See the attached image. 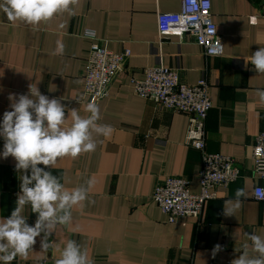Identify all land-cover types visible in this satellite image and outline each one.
<instances>
[{
	"label": "crops",
	"instance_id": "0c3cea01",
	"mask_svg": "<svg viewBox=\"0 0 264 264\" xmlns=\"http://www.w3.org/2000/svg\"><path fill=\"white\" fill-rule=\"evenodd\" d=\"M179 10L180 0H80L75 14H59L36 28L13 24L0 11V122L11 110L9 95H28L31 84L49 99H59L66 115L71 109L88 115L83 74L92 40L85 31L94 30L98 42L114 52H131L108 96L95 103L98 123L110 125L112 135L95 137L94 152L60 159L50 169L67 188L92 179L88 201L83 209H73L69 225H56L50 247L41 248V234L28 258L17 257L11 264H55L68 240L82 245L92 264H231L241 254L235 249L251 243L248 233L264 236V200L254 197L262 181L252 174V145L264 120L257 96L264 90V74L249 62L264 47V0H211L224 42L220 56L206 55L190 35L159 34L158 14ZM57 42L64 46L62 55L54 54ZM159 64L175 69L183 83L207 80L212 107L206 151L230 156L240 168L239 178L219 187L199 218L174 223L153 199L155 187L169 176H181L198 192L202 152L187 143L185 114L133 89L132 78H143L146 68ZM3 145L0 137V153ZM15 165L13 157L0 156V218L10 216L20 192ZM237 189L246 196L235 216H225L224 203L235 200ZM24 215L34 226L37 214L30 206ZM216 244L223 250L213 258Z\"/></svg>",
	"mask_w": 264,
	"mask_h": 264
},
{
	"label": "clouds",
	"instance_id": "9594fccd",
	"mask_svg": "<svg viewBox=\"0 0 264 264\" xmlns=\"http://www.w3.org/2000/svg\"><path fill=\"white\" fill-rule=\"evenodd\" d=\"M79 2L0 0V11L13 24L19 22L36 28L59 14H75ZM92 34V30L85 33ZM63 51V44L57 42L54 54L62 55ZM249 62L256 73L264 74V47L255 51ZM257 96L259 102L264 104V90H257ZM8 98L11 110L3 113L0 122V137L4 140L0 156L15 159L21 183L10 216L0 218V264H11L17 257L26 260L41 234V248L46 250L50 247L48 237L56 225H69L72 222L73 209H83L94 181L88 179L79 186L67 188L50 169L60 159H76L81 154L94 152L97 148L95 137L107 138L113 133L110 125L98 123L99 106L95 103L85 106L87 116H81L77 109L69 110L66 115V108L59 99H49L33 84L29 86L28 95L21 94L17 99L15 94H10ZM244 196L245 191L237 189L235 200L225 201L223 214L235 216L241 206L240 198ZM26 206L37 214L34 226L27 223L24 215ZM247 241L251 243L245 242L241 249H235L241 254L231 264H264V236L251 232L247 234ZM222 250L223 246L216 244L212 257L215 258ZM55 264H92V261L82 245L68 240Z\"/></svg>",
	"mask_w": 264,
	"mask_h": 264
},
{
	"label": "built area",
	"instance_id": "2783aa9c",
	"mask_svg": "<svg viewBox=\"0 0 264 264\" xmlns=\"http://www.w3.org/2000/svg\"><path fill=\"white\" fill-rule=\"evenodd\" d=\"M157 25L161 36L190 35L208 56L224 52L223 38L212 18L211 0H180V10L160 12ZM85 33L92 42L83 74L84 95L90 103H97L108 96L112 80L123 70L131 52H114L98 42L94 30L92 35ZM131 83L137 95L188 117L187 143L202 152L199 191L193 192L186 178L169 176L155 187L153 199L170 223L186 217L199 218L205 202L217 196V189L227 188L240 175L234 158L206 151V120L212 107L207 80L186 84L179 80L175 69L159 64L146 68L144 77L132 78ZM252 157V174L262 181L255 187L254 197L264 200V120L252 145Z\"/></svg>",
	"mask_w": 264,
	"mask_h": 264
}]
</instances>
